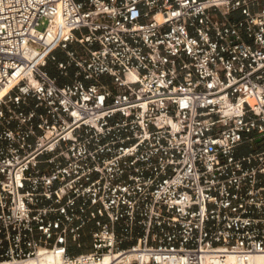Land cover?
Returning a JSON list of instances; mask_svg holds the SVG:
<instances>
[{
	"label": "built area",
	"instance_id": "1",
	"mask_svg": "<svg viewBox=\"0 0 264 264\" xmlns=\"http://www.w3.org/2000/svg\"><path fill=\"white\" fill-rule=\"evenodd\" d=\"M106 257L264 264V0H0V264Z\"/></svg>",
	"mask_w": 264,
	"mask_h": 264
},
{
	"label": "bare ground",
	"instance_id": "2",
	"mask_svg": "<svg viewBox=\"0 0 264 264\" xmlns=\"http://www.w3.org/2000/svg\"><path fill=\"white\" fill-rule=\"evenodd\" d=\"M256 263L261 264L262 263V258L261 257H256L254 259ZM35 261H31L29 264H34ZM42 264H59V261L57 259H45L42 261ZM105 264H110V258L106 257L105 259ZM210 264V262L208 263ZM228 264H237L233 258H229Z\"/></svg>",
	"mask_w": 264,
	"mask_h": 264
},
{
	"label": "crops",
	"instance_id": "3",
	"mask_svg": "<svg viewBox=\"0 0 264 264\" xmlns=\"http://www.w3.org/2000/svg\"><path fill=\"white\" fill-rule=\"evenodd\" d=\"M57 56L59 58L60 61H66V57L64 56V54H62L61 52L57 53ZM46 71L49 75H51L52 77H59L57 68L54 64L49 63L48 67L46 68ZM67 81L64 79H61V84H65Z\"/></svg>",
	"mask_w": 264,
	"mask_h": 264
},
{
	"label": "rangeland",
	"instance_id": "4",
	"mask_svg": "<svg viewBox=\"0 0 264 264\" xmlns=\"http://www.w3.org/2000/svg\"><path fill=\"white\" fill-rule=\"evenodd\" d=\"M250 151H252V150H250V148L247 147V148H244V149L240 150L239 154L240 155H248L250 153Z\"/></svg>",
	"mask_w": 264,
	"mask_h": 264
}]
</instances>
